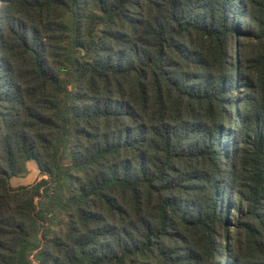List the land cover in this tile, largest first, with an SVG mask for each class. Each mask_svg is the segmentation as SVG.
Here are the masks:
<instances>
[{
    "label": "trees",
    "instance_id": "obj_1",
    "mask_svg": "<svg viewBox=\"0 0 264 264\" xmlns=\"http://www.w3.org/2000/svg\"><path fill=\"white\" fill-rule=\"evenodd\" d=\"M35 262L264 264V0H0V264Z\"/></svg>",
    "mask_w": 264,
    "mask_h": 264
},
{
    "label": "rangeland",
    "instance_id": "obj_2",
    "mask_svg": "<svg viewBox=\"0 0 264 264\" xmlns=\"http://www.w3.org/2000/svg\"><path fill=\"white\" fill-rule=\"evenodd\" d=\"M60 154H61V156H63L64 163L68 164L69 163L68 154H65V155H63V153H60ZM26 167H27L26 171L23 174L17 176L20 179L14 180V182H12V184H11L12 187L20 188V187L30 186V185L34 184L35 182H37L41 178H47V176H44V175L42 177V174L40 173L38 167H37L38 170L35 169L34 167H32L31 165H28V164ZM30 258L32 259V256ZM35 264H36V262H35Z\"/></svg>",
    "mask_w": 264,
    "mask_h": 264
},
{
    "label": "crops",
    "instance_id": "obj_3",
    "mask_svg": "<svg viewBox=\"0 0 264 264\" xmlns=\"http://www.w3.org/2000/svg\"><path fill=\"white\" fill-rule=\"evenodd\" d=\"M28 165H31L32 167H34L35 169H37L36 163L34 161H30L28 162ZM38 170V169H37ZM38 172V171H37ZM19 177H14L10 180V184H12V182H14V180H19ZM17 182V181H16ZM12 186V185H11Z\"/></svg>",
    "mask_w": 264,
    "mask_h": 264
}]
</instances>
